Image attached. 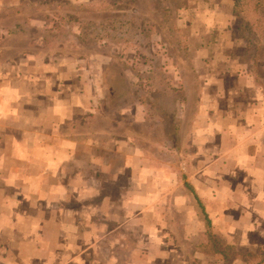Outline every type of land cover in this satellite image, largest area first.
<instances>
[{"label": "crops", "instance_id": "obj_1", "mask_svg": "<svg viewBox=\"0 0 264 264\" xmlns=\"http://www.w3.org/2000/svg\"><path fill=\"white\" fill-rule=\"evenodd\" d=\"M64 1L0 0V264H226L209 234L213 224L222 244L255 259L236 253L232 264H264V81L236 48L249 42L232 35L234 1L180 0L173 9L187 27L183 52L172 54L159 39L150 47L170 83L186 92L178 148L159 132L169 151L185 152L187 175L147 159L151 145L131 127L151 126L138 95L116 111L107 107L109 61L97 50L87 54L84 42L48 39ZM71 1L92 9L98 0ZM129 63L143 61L134 54ZM124 78L117 95L129 101L141 77L124 71ZM20 210L29 232L14 220Z\"/></svg>", "mask_w": 264, "mask_h": 264}, {"label": "rangeland", "instance_id": "obj_2", "mask_svg": "<svg viewBox=\"0 0 264 264\" xmlns=\"http://www.w3.org/2000/svg\"><path fill=\"white\" fill-rule=\"evenodd\" d=\"M227 1H234L233 11L236 17L231 22L230 28H234V33L232 35L234 37L236 34H240L241 36L245 35L249 42V49L243 48L245 45L244 42H240L239 45L241 46L236 45V48L239 52L241 51L240 49L244 51L243 60L248 61L250 66H253L254 64L253 70H251L258 72L264 81V0ZM179 5H181L180 0H110L109 2L107 0H98L97 3L93 5L98 7V9H95L96 7L89 9V6L87 7L79 2L65 0L61 5L62 9L59 11L63 17L61 19H55V21H49L51 30H48L46 36H48V39L51 42L55 41L56 43L61 44L75 41H80L81 43L84 42L85 44L82 43V46L83 44L85 45L83 50L87 54H92L94 53V50H97V55H100L101 57H104L106 61H109L106 69V77L109 76L108 80H110V83H115L117 85V91L115 92L116 94H110L108 97L107 107L109 109L114 108V111H116V105L129 104V102L134 101V99L137 98L136 95H138L135 86H131L130 88L131 96L129 97V101L121 100L117 95L125 80L124 71H128L133 79L134 77L137 78L140 76L142 78L148 75L154 78L158 75L167 76L162 68V65L164 64H162V58L159 55L161 53H156V51L150 49L154 39H159L161 42L166 41L168 44H171L170 49L174 55L178 53L180 49V54L183 52L187 42H185V37L187 36L185 28L187 27H185L179 19H176V12L173 9V7ZM107 9H109V11H106ZM81 14L84 18L93 17L94 20H80L79 15ZM132 16H135L136 18L131 20ZM107 18H111V22L105 23L104 21ZM122 22L127 24L123 25L121 24ZM57 27L59 28L58 31L54 30V28ZM74 28L77 29V33L73 30ZM160 30L163 32V35L157 37L155 34H160ZM124 37L130 39V44L124 42ZM97 43L102 45V48L98 47L99 50L96 49L98 46ZM125 45H127V48L131 49H135V47L140 48L137 53H133L130 50L126 52ZM134 54L140 61H143V63L146 61L147 64L143 65L142 63V67L140 68L132 66L129 62L132 61ZM150 60H153L151 62L152 67H149ZM249 60L253 62H250ZM112 76L115 77V80L110 79ZM120 117L121 116L118 114H114V119H120ZM149 124L151 125L150 127L138 124L131 127L144 133L147 138V143L151 145H147L149 152L146 154L149 162H152L151 165L156 158L159 157L158 159L161 161H168V164H171L172 171H177L179 175H187L184 168L186 163L179 159V155L186 156L185 152L180 151L179 153H175L169 151L168 142L163 140L164 136L159 132L160 127L156 126V129L154 128V120H151V122L149 121ZM181 139H183V137H181ZM155 142L157 144H155ZM117 158L120 159L118 156ZM120 182L128 185L127 178L120 179L119 183ZM164 184L166 185L167 182H164ZM109 185L114 188L112 183H109ZM131 186L132 185L130 184V187ZM131 189L134 188L131 187ZM125 190H128V188ZM164 191H166L165 194L167 191H170L169 186H164ZM178 193H180V191ZM173 198L174 196H172V199ZM168 200L171 202V199ZM87 201V199H83V205H85ZM194 203V207H199L195 198ZM185 204L186 206L192 207L191 205L193 203L189 201ZM170 207H174V204H172V206L170 205ZM5 209L7 208L3 207L4 219L7 216H10L9 212ZM13 214L14 220L19 221L17 227L20 231L29 232L32 230L30 226L32 223L28 220L25 211L23 212L20 210L19 212H13ZM29 226L30 230L28 231ZM7 230L9 231L10 229ZM209 232L211 233V240L213 242L214 240H217L222 244L221 241L223 240L224 235L218 228H216L215 224L211 226ZM212 235L215 238H212ZM222 245L230 251V259L237 253L238 255H242L243 259L248 263H252L255 260L250 259L249 256L246 255L248 251L246 249L239 251V249L237 250L232 245H225L224 243ZM18 248L19 250H25L27 245L20 244L18 245ZM232 263V260H230L226 264ZM242 264H244V262Z\"/></svg>", "mask_w": 264, "mask_h": 264}, {"label": "trees", "instance_id": "obj_3", "mask_svg": "<svg viewBox=\"0 0 264 264\" xmlns=\"http://www.w3.org/2000/svg\"><path fill=\"white\" fill-rule=\"evenodd\" d=\"M135 18V16H132L131 20ZM104 22H111V20L108 19ZM121 24L125 25L127 23L122 22ZM124 42H126V44H130V39L124 37ZM114 78L115 77L112 76L111 80H115ZM134 86L136 88V93L138 94L140 102L146 106V110L150 116V119L154 120L158 127H160L164 136L171 144H173V147L178 148L182 135L179 113L181 103L185 100L186 92L184 88L173 86L166 75H158L155 78L152 76L141 78L137 83L134 84ZM111 87L113 89L112 94H114L117 91V85L112 83ZM185 186L194 195V198L197 200L205 215L206 222L208 225H210L211 221L209 215L205 211V205L197 190L188 181H185ZM209 234L211 236L210 232ZM212 238L215 237L212 235ZM214 248L215 251L224 254L226 262L231 260H229L230 251L219 241L214 240Z\"/></svg>", "mask_w": 264, "mask_h": 264}]
</instances>
